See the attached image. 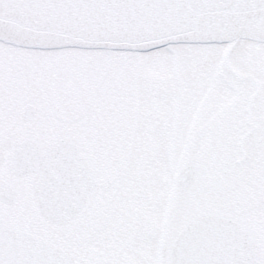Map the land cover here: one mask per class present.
Returning <instances> with one entry per match:
<instances>
[{
	"label": "snow or ice",
	"instance_id": "snow-or-ice-1",
	"mask_svg": "<svg viewBox=\"0 0 264 264\" xmlns=\"http://www.w3.org/2000/svg\"><path fill=\"white\" fill-rule=\"evenodd\" d=\"M0 264H264V0H0Z\"/></svg>",
	"mask_w": 264,
	"mask_h": 264
}]
</instances>
